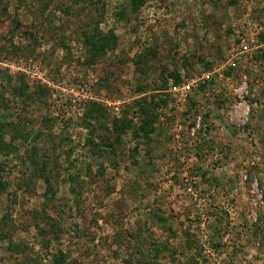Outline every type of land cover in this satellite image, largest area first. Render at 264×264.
<instances>
[{
    "label": "rangeland",
    "instance_id": "obj_1",
    "mask_svg": "<svg viewBox=\"0 0 264 264\" xmlns=\"http://www.w3.org/2000/svg\"><path fill=\"white\" fill-rule=\"evenodd\" d=\"M132 1L0 0V264H264V0Z\"/></svg>",
    "mask_w": 264,
    "mask_h": 264
},
{
    "label": "trees",
    "instance_id": "obj_2",
    "mask_svg": "<svg viewBox=\"0 0 264 264\" xmlns=\"http://www.w3.org/2000/svg\"><path fill=\"white\" fill-rule=\"evenodd\" d=\"M145 0H133L130 4V9L132 11L136 10L139 6L142 5V3ZM99 47H95L94 49V53H93V57L96 58L97 56H99L101 54V52L103 51L105 45H104V41L98 44Z\"/></svg>",
    "mask_w": 264,
    "mask_h": 264
}]
</instances>
